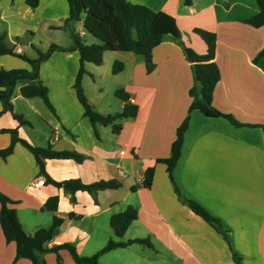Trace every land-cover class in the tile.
<instances>
[{"label":"crops","instance_id":"crops-1","mask_svg":"<svg viewBox=\"0 0 264 264\" xmlns=\"http://www.w3.org/2000/svg\"><path fill=\"white\" fill-rule=\"evenodd\" d=\"M127 1L173 17L180 41L199 55L206 53V45L193 30L216 35L214 62L220 79L212 94V106L243 126L236 127L222 117H206L198 110L189 112L192 68L182 46L171 36L152 50L150 70L142 57L116 50L104 52L101 65L84 64L81 89L96 112H122L126 103L116 97L117 90L133 98L137 107L136 116L123 119L117 134L110 125H92L83 115L74 88L79 54L57 50L40 64L37 78L48 90L52 109L38 97L23 98L20 88L29 82L17 83L9 102L12 112L29 125H19L11 112L3 111L0 101V131L16 130L18 138L33 147H51L83 157L80 163L45 159L44 171L56 182L79 180L89 185L115 181L120 187L98 191L95 196L76 191L71 197L62 188L45 183L32 154L17 143L11 155L0 158V193L14 202L9 207L16 210L28 235L49 228L53 216L62 221L53 230L48 247L66 243L80 256H91L111 239H148L152 245L132 244L111 250L99 258L100 264H235L233 253L240 264H264V57L258 58L264 49V25L253 28L244 23L256 14L257 7L238 0L209 4L204 0ZM67 17L66 0H39L34 9L24 0H0V35L5 34L7 47L30 59L52 45L72 47V32L85 42V30L92 40L88 44L99 41L94 34L99 15L93 9L80 21L65 25ZM76 24L84 30L75 31ZM30 50L35 56L27 55ZM115 62L123 64L117 74L112 73ZM108 65L111 78L106 75ZM0 69L30 70V66L16 57L1 55ZM188 115L171 182L166 166L158 160L169 157L176 129ZM10 141L8 133L0 132V150ZM149 168L154 169V176L151 187L145 188L137 178ZM39 180L42 185L36 187ZM205 181H219L217 198L226 196L221 219L231 248L219 232L175 195L177 187L181 196L198 201L184 187H198ZM52 197L58 198L54 214L42 209ZM129 206L137 210V218L117 239L110 217ZM59 254L61 264H76L67 251ZM44 259L46 264H57L53 253ZM0 264H32L16 259L15 244L5 241L1 227Z\"/></svg>","mask_w":264,"mask_h":264},{"label":"trees","instance_id":"trees-1","mask_svg":"<svg viewBox=\"0 0 264 264\" xmlns=\"http://www.w3.org/2000/svg\"><path fill=\"white\" fill-rule=\"evenodd\" d=\"M68 4V17L65 25L80 21L82 15L89 14L93 9L95 15H99V22L94 30V34L99 39V44H86L82 38L72 32V47L60 49L54 45L50 46L45 52H37V58L30 59L22 53H17L13 48L7 47L4 43L5 34L0 35V56L10 55L29 64L30 70L24 69H0V101L3 104V111L11 112L13 118L19 125H29L21 115L12 112V106L9 102L11 93L17 83L29 82L20 88V94L23 98H40L47 107L52 109L48 100V90L40 82H37L40 64L46 61L54 51H77L79 54V68L76 75L74 88L77 100L83 109V115L92 124L110 125L114 133L121 130V121L123 119L134 118L137 113V107L127 102L128 96L122 91L115 92L116 97L126 103L122 112L108 115H101L96 112L88 103L82 89L81 78L85 73L84 64L86 62L94 65H101L103 53L106 51L130 52L143 58L147 70L151 69L152 50L158 46L166 36H171L182 46L186 60L191 64L194 86L190 89L189 95L192 98L189 106V112L198 110L206 117H222L228 120L236 127L243 126L236 122L230 115L223 114L212 106V94L216 84L220 79V71L214 62V52L216 47V35L212 32L194 29L196 34L206 45V53L197 54L191 48L185 46L180 41V32L173 17L162 13L154 12L149 8L132 4L127 0H66ZM25 4L34 9L38 6L39 0H24ZM257 12L251 18L244 21L245 24L253 28H259L264 25V0H254ZM264 57V49L259 53L258 58ZM123 68V64L115 62L112 67V73L117 74ZM189 115L183 120L176 129L175 140L172 143L170 155L166 159L158 160L166 166V172L171 182H173V169L176 166L180 155L184 134L188 128ZM1 133H8L11 141L7 148L0 150V158L5 159L12 154L15 144H21L33 156L38 166L39 174L45 176V183L51 184L57 188H62L65 192L72 195L76 191H84L95 196L98 191L114 190L120 187L115 181H100L97 183L85 185L79 180H67L56 182L52 180L44 171L45 159H72L78 163L82 162L83 157L74 152L54 151L51 147L46 149L37 148L29 145L26 141L18 138L16 130H2ZM145 180L143 186L150 188L154 176V169L149 168L144 173ZM175 193L179 199L184 202L194 214L202 218L217 232L224 233L218 221L213 219L196 202L184 198L175 188ZM14 202L4 194L0 193V227L7 243L13 242L16 247V259H26L32 264H46L44 256L48 253L56 255L57 264H61L60 251H67L76 264H100L99 258L117 248H125L132 244H141L152 247L148 239H134L126 242L109 240L107 244L91 256H80L76 249L70 244H61L48 247L53 237V230L61 224V220L56 216L52 218V224L49 228H41L32 235L26 234L17 218L16 210L9 207ZM58 198H49L43 210L55 213L57 209ZM138 212L135 208L129 206L123 212L114 214L110 217V228L117 239H121L129 226L136 220ZM234 257V255H233ZM238 263L240 259L235 255Z\"/></svg>","mask_w":264,"mask_h":264},{"label":"rangeland","instance_id":"rangeland-1","mask_svg":"<svg viewBox=\"0 0 264 264\" xmlns=\"http://www.w3.org/2000/svg\"><path fill=\"white\" fill-rule=\"evenodd\" d=\"M204 1H206L207 4L212 3L214 1H220L221 2V0H204ZM238 1L247 2V3L251 4L253 7H256V4H255L254 0H238ZM243 11L248 12L246 9H244ZM221 12L222 11L218 10V13L219 14ZM78 25L79 24H76V26L74 27L75 28V31H77L78 28L79 29L82 28V30H84V28L82 26H80V25L78 26ZM181 32L183 33V35H182L183 38L185 40H187L186 39L187 38V35H185V33H184L185 31H183V29H182ZM84 33L86 35L85 42L87 44L89 42H92V40H90V37L88 38V34H87V32L85 30H84ZM99 43L100 42L98 40H94V44H99ZM27 55L32 56V57L35 56V54H33V52L31 50L29 52H27ZM106 75L109 78L112 77L110 65L107 66ZM208 182H211V181H208ZM218 182L219 181L212 182V183L207 184V181H205V185H201V186H198V187L197 186L195 187V186L189 184L186 187H184V189H185V192L187 194L196 197V199H198L199 202L196 201V200H194V199H191V198H187L186 197L187 199L192 200V201L196 202L198 205H200L213 219H215L216 221H218V223L222 226V229H223V232L224 233H220V235L224 239L226 245H228L229 248H231L230 243H229V240H228V237H227V232H225L226 230H225V228L223 226V221L221 219L222 218V215H223V209H225V206H227L226 203H225L226 196L220 194L221 196L217 198V196H218L217 195L218 194V189L221 187V186H219ZM176 189L180 193V190L177 187H176ZM175 195L179 199L178 194H175ZM203 205L205 207H207V209H210L211 212L209 210H207ZM233 255H234V257H233L232 260L234 261V263L235 264H240V263L237 262L238 260L235 259L236 258L235 257V253H233Z\"/></svg>","mask_w":264,"mask_h":264},{"label":"built area","instance_id":"built-area-1","mask_svg":"<svg viewBox=\"0 0 264 264\" xmlns=\"http://www.w3.org/2000/svg\"><path fill=\"white\" fill-rule=\"evenodd\" d=\"M127 102L130 103V104H134V99H133V98H129V99L127 100ZM144 180H145V176H144V175H142V176H140V177L137 178V182H138L139 184H142V185H143ZM34 185H35L36 187H38V186L42 185V181L39 180V181H37Z\"/></svg>","mask_w":264,"mask_h":264}]
</instances>
